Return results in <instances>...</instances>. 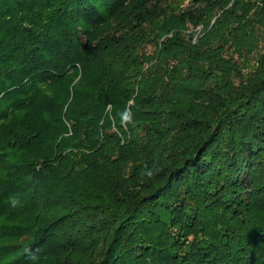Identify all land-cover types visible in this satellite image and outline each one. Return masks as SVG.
Segmentation results:
<instances>
[{"label": "trees", "instance_id": "trees-1", "mask_svg": "<svg viewBox=\"0 0 264 264\" xmlns=\"http://www.w3.org/2000/svg\"><path fill=\"white\" fill-rule=\"evenodd\" d=\"M0 264H264V0H0Z\"/></svg>", "mask_w": 264, "mask_h": 264}, {"label": "rangeland", "instance_id": "rangeland-1", "mask_svg": "<svg viewBox=\"0 0 264 264\" xmlns=\"http://www.w3.org/2000/svg\"><path fill=\"white\" fill-rule=\"evenodd\" d=\"M175 2L176 7H182L185 6L189 0H173ZM174 5V4H173ZM178 5V6H177ZM218 17V13L216 14V16L211 18L210 21V26L208 28V30L210 29V27L213 25V23L215 22V19ZM192 32V42L196 43L197 41H201V47L200 50H202L203 48H207L209 50L214 49L216 47H220L222 45V41H220V36H218V38H213L212 35L208 34L207 31H205V29H203L202 26H199L197 28L191 29ZM200 45V43H199ZM159 49V47H158ZM145 52L147 54H155L157 52V47L155 46V43H147L145 48H144ZM252 54H251V49L247 48L245 49L242 54H241V58L242 61L244 62V68L249 70L251 66H249V64H251L253 62V58H252ZM251 60V61H250Z\"/></svg>", "mask_w": 264, "mask_h": 264}, {"label": "clouds", "instance_id": "clouds-1", "mask_svg": "<svg viewBox=\"0 0 264 264\" xmlns=\"http://www.w3.org/2000/svg\"><path fill=\"white\" fill-rule=\"evenodd\" d=\"M9 203L11 204L12 207H17L20 205V200L16 197V196H13V197H10L9 198ZM30 259L32 260H36L37 257L35 254H33Z\"/></svg>", "mask_w": 264, "mask_h": 264}]
</instances>
